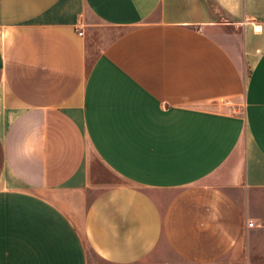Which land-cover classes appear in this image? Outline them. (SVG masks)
Here are the masks:
<instances>
[{
  "label": "crops",
  "instance_id": "0c3cea01",
  "mask_svg": "<svg viewBox=\"0 0 264 264\" xmlns=\"http://www.w3.org/2000/svg\"><path fill=\"white\" fill-rule=\"evenodd\" d=\"M0 264H264V0H0Z\"/></svg>",
  "mask_w": 264,
  "mask_h": 264
},
{
  "label": "built area",
  "instance_id": "2783aa9c",
  "mask_svg": "<svg viewBox=\"0 0 264 264\" xmlns=\"http://www.w3.org/2000/svg\"><path fill=\"white\" fill-rule=\"evenodd\" d=\"M79 34H81V32H79ZM226 103H228V101H225ZM253 222H247V226H252Z\"/></svg>",
  "mask_w": 264,
  "mask_h": 264
}]
</instances>
